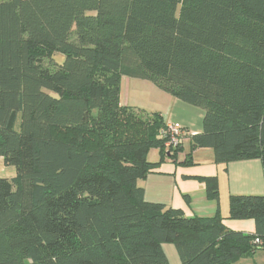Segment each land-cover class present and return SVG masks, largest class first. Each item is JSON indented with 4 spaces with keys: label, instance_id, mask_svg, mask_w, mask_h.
Masks as SVG:
<instances>
[{
    "label": "trees",
    "instance_id": "obj_1",
    "mask_svg": "<svg viewBox=\"0 0 264 264\" xmlns=\"http://www.w3.org/2000/svg\"><path fill=\"white\" fill-rule=\"evenodd\" d=\"M123 78L203 111L199 133L181 128L190 152L260 160L264 176V0H0V160L15 172L0 177V264H169L164 244L180 264H237L264 250V195H230L223 217L209 176L196 179L212 217L145 200L139 182L180 148L165 152L158 114L121 105ZM239 221L253 232L227 226Z\"/></svg>",
    "mask_w": 264,
    "mask_h": 264
},
{
    "label": "crops",
    "instance_id": "obj_2",
    "mask_svg": "<svg viewBox=\"0 0 264 264\" xmlns=\"http://www.w3.org/2000/svg\"><path fill=\"white\" fill-rule=\"evenodd\" d=\"M120 102L123 106L143 110L148 114H158L163 122H169L179 128L183 127L191 134L200 132L199 127L196 124H190L186 118V115H196L194 110L157 89L150 82L123 78ZM189 146L190 141L187 139L175 158L165 157L157 172L149 174L139 182L146 201L179 209L187 218L212 217L217 211L218 204L207 199L204 184L196 179L209 176L217 177L218 203L223 217L227 216V201L230 195H264V176L260 160L237 161L225 166L217 165L211 150L190 152ZM187 154H190V164L185 166L182 163ZM158 159V151L152 150L150 161L156 162ZM227 226L244 233L253 232L252 221L228 222ZM162 249L169 264H180L173 247L164 249L162 245Z\"/></svg>",
    "mask_w": 264,
    "mask_h": 264
},
{
    "label": "rangeland",
    "instance_id": "obj_3",
    "mask_svg": "<svg viewBox=\"0 0 264 264\" xmlns=\"http://www.w3.org/2000/svg\"><path fill=\"white\" fill-rule=\"evenodd\" d=\"M54 59L57 63H61V61H62V57L58 54L55 55ZM181 104H183V103H181ZM185 106H187L188 108H191L196 113V115L195 114L186 115L187 121H189L190 124H196L199 127V130L201 131L202 130L203 111L197 107H194V106H190V105H185ZM181 128H183V127H181ZM184 131H187V130L185 129ZM185 137L188 138L187 133H186ZM180 150H181V147L179 150H177V153ZM147 157H148V160L151 159V151L149 152ZM0 177L6 178L7 180H11L12 178L15 177L14 169L3 166L1 160H0ZM244 222H246V221H244ZM252 243L255 245V248H259L262 245V242L259 239L252 240ZM163 246H164V249L166 247H170V246L173 247V249H174V246L170 245V244H164ZM175 253H176V251H175ZM239 264H264V250H257V251H255V253L252 256L249 255V257H244V258L240 259Z\"/></svg>",
    "mask_w": 264,
    "mask_h": 264
},
{
    "label": "built area",
    "instance_id": "obj_4",
    "mask_svg": "<svg viewBox=\"0 0 264 264\" xmlns=\"http://www.w3.org/2000/svg\"><path fill=\"white\" fill-rule=\"evenodd\" d=\"M158 136L164 140V150L167 154H173L188 139L181 128L168 122L159 130Z\"/></svg>",
    "mask_w": 264,
    "mask_h": 264
}]
</instances>
